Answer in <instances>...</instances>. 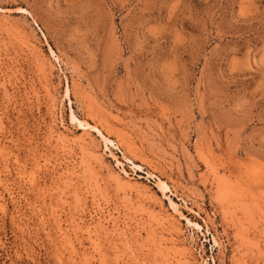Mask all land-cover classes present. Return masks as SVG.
Returning <instances> with one entry per match:
<instances>
[{"label":"rangeland","instance_id":"rangeland-1","mask_svg":"<svg viewBox=\"0 0 264 264\" xmlns=\"http://www.w3.org/2000/svg\"><path fill=\"white\" fill-rule=\"evenodd\" d=\"M0 264H264V0H0Z\"/></svg>","mask_w":264,"mask_h":264},{"label":"bare ground","instance_id":"bare-ground-1","mask_svg":"<svg viewBox=\"0 0 264 264\" xmlns=\"http://www.w3.org/2000/svg\"><path fill=\"white\" fill-rule=\"evenodd\" d=\"M74 119V118H73ZM85 126H86V124H85ZM98 132H100V131H98ZM101 134V133H100ZM101 136H103L102 134H101ZM103 139H106L105 137L103 138ZM160 182V181H159ZM159 186H160V183L158 184ZM161 185H163V183L161 182ZM161 189V188H160ZM163 189V188H162ZM195 225V224H194Z\"/></svg>","mask_w":264,"mask_h":264}]
</instances>
